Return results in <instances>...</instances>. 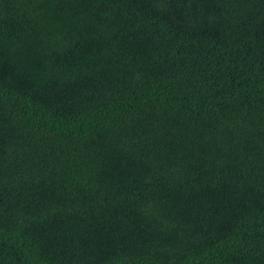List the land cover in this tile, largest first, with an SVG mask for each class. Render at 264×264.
<instances>
[{"label":"trees","instance_id":"trees-1","mask_svg":"<svg viewBox=\"0 0 264 264\" xmlns=\"http://www.w3.org/2000/svg\"><path fill=\"white\" fill-rule=\"evenodd\" d=\"M0 264H264V0H0Z\"/></svg>","mask_w":264,"mask_h":264}]
</instances>
